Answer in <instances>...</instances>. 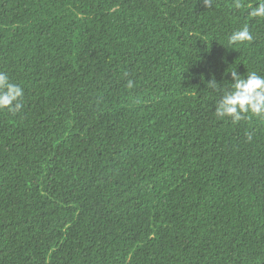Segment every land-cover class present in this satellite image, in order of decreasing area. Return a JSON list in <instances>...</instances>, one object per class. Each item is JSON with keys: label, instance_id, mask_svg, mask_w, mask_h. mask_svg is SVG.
Wrapping results in <instances>:
<instances>
[{"label": "trees", "instance_id": "obj_1", "mask_svg": "<svg viewBox=\"0 0 264 264\" xmlns=\"http://www.w3.org/2000/svg\"><path fill=\"white\" fill-rule=\"evenodd\" d=\"M235 2L0 0V264H264V118L214 115L264 76Z\"/></svg>", "mask_w": 264, "mask_h": 264}, {"label": "clouds", "instance_id": "obj_2", "mask_svg": "<svg viewBox=\"0 0 264 264\" xmlns=\"http://www.w3.org/2000/svg\"><path fill=\"white\" fill-rule=\"evenodd\" d=\"M204 4L206 7L209 6L210 0H204ZM234 7H241L239 0H236ZM250 15L264 17V0L250 11ZM251 39L252 36L245 25L231 34L229 43L236 44ZM230 75L232 81L230 87L225 89L216 101L215 117L219 120L230 119L232 123H238L249 116L264 118V76L256 72L240 75L237 71L230 72ZM208 85L215 90L217 83L212 80ZM133 86V82L129 80L127 87ZM23 97V88L13 82L7 73L0 72V111L13 114L21 111ZM246 139L251 142L252 133H248Z\"/></svg>", "mask_w": 264, "mask_h": 264}]
</instances>
